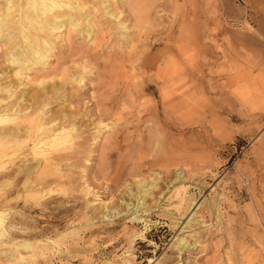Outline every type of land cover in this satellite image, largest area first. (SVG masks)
<instances>
[{
  "label": "rangeland",
  "instance_id": "rangeland-1",
  "mask_svg": "<svg viewBox=\"0 0 264 264\" xmlns=\"http://www.w3.org/2000/svg\"><path fill=\"white\" fill-rule=\"evenodd\" d=\"M83 2L31 29L44 64L8 66L0 24L7 79L78 124L45 158L0 146V264H264V0ZM97 84L92 121L67 98Z\"/></svg>",
  "mask_w": 264,
  "mask_h": 264
},
{
  "label": "bare ground",
  "instance_id": "bare-ground-1",
  "mask_svg": "<svg viewBox=\"0 0 264 264\" xmlns=\"http://www.w3.org/2000/svg\"><path fill=\"white\" fill-rule=\"evenodd\" d=\"M84 6L82 0H5V5L0 8V24H2L3 30L7 32L8 43L11 45V47L9 46L11 51L4 58L8 62V66L13 65L18 68L20 61L25 63V68H28L30 64L46 63V58L50 53L49 45L51 44L43 36L39 38L40 40H36L31 29H35L39 34H44L43 31L58 30L66 23L79 26V22H76L72 14H63V12L54 14V12L75 9L81 13ZM50 15H53L52 20L49 19ZM86 25H89V20L86 21ZM7 73L8 71L0 65V125L10 121L13 125L0 126V146L16 141L19 143L20 141L27 142L30 143V149L35 156L41 155L45 158L49 153V149L45 147L46 144L70 141L71 132L77 128L78 124L71 122L68 117L66 118V115L57 112L48 115V110L45 109L50 103V98L45 86L40 91H36L35 94L27 96L25 91L22 92L18 89L22 83L17 85L12 78L8 80ZM14 75H16L15 77L19 75L18 78H20L21 69H16ZM73 80L80 83L82 78L74 77ZM112 90L115 89L101 91L100 84H97L95 88L87 87L85 91H79L75 94L76 96L67 99L69 102L80 103L84 97L87 98V102H90V108L88 110L85 108L86 111L80 115L91 118L90 120L94 118L93 120L101 121L105 114L110 111L104 104L110 105L111 109L115 106L111 105L110 100L112 98L110 96L113 94L109 92ZM30 108L39 110V113L31 114ZM115 115L112 116L116 117ZM13 149L15 151V148ZM2 221L3 217L0 212V236L5 234ZM19 246L30 248L28 243H22Z\"/></svg>",
  "mask_w": 264,
  "mask_h": 264
}]
</instances>
